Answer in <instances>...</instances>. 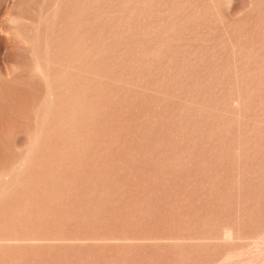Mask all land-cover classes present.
Returning a JSON list of instances; mask_svg holds the SVG:
<instances>
[{"label":"rangeland","instance_id":"374dc122","mask_svg":"<svg viewBox=\"0 0 264 264\" xmlns=\"http://www.w3.org/2000/svg\"><path fill=\"white\" fill-rule=\"evenodd\" d=\"M0 264H264V0H0Z\"/></svg>","mask_w":264,"mask_h":264}]
</instances>
